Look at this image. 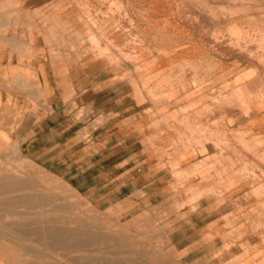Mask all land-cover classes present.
<instances>
[{
  "label": "crops",
  "instance_id": "crops-1",
  "mask_svg": "<svg viewBox=\"0 0 264 264\" xmlns=\"http://www.w3.org/2000/svg\"><path fill=\"white\" fill-rule=\"evenodd\" d=\"M104 5L0 0V141L18 139L33 158L31 140L44 131L63 136L81 126L78 112L102 115L92 130L96 156L128 165L121 176L144 175L149 205L174 211V247L198 242L220 249L225 262L264 264L263 56L232 55L228 47L192 52L195 46L157 44L138 30L128 45L119 16L98 13ZM246 7L252 11L221 24L264 30V0ZM133 23L152 35L153 19ZM91 34L101 48L109 41L131 58L99 54ZM189 51L200 59L198 72L183 68Z\"/></svg>",
  "mask_w": 264,
  "mask_h": 264
},
{
  "label": "rangeland",
  "instance_id": "rangeland-1",
  "mask_svg": "<svg viewBox=\"0 0 264 264\" xmlns=\"http://www.w3.org/2000/svg\"><path fill=\"white\" fill-rule=\"evenodd\" d=\"M99 1L105 5L104 11L98 13L106 17L119 16L120 30L128 45L139 40L137 35L134 36L138 30L143 33L144 38L151 41L154 39L157 44L174 41L195 46L196 48L191 49L192 52L208 50L209 54H222L224 47H228L232 55H244L247 52L252 57L261 55L264 59V30L257 26L248 31L238 27L229 30L222 25L225 21L252 11L250 7L246 10V5H256L258 0ZM85 14L89 19V13ZM209 17L218 22V28L215 25L213 27ZM134 19L138 23L144 22L143 26L153 19L152 35L149 28H134ZM256 22L258 20H255V24ZM88 38L91 48L101 55H110L115 51L125 56V59L131 58L122 48L112 45L108 40L106 46L101 48L98 38L92 34ZM192 52L187 54L188 61L183 68L198 72L201 66L194 63H199L200 59L196 60L197 56H192ZM77 116L81 126L76 130H66L63 136H52L50 131L39 132L45 135L31 140L33 145L29 150L33 158L20 152L18 139L16 142L10 139L0 141V174L9 173L13 178H18L20 183L28 184L26 189L4 194L3 198L16 194L21 197L32 193L35 187H47L48 191L61 193L62 203L69 208L67 211H50L49 205L34 207L30 202H21L20 208L16 207L18 214L10 215L0 210V264L241 263L237 258L225 262L220 249L216 252L213 247L201 249L198 242L186 249L174 247L168 238L173 229L174 211L163 210L155 202L149 205L145 189L142 188L145 184L144 175L135 171L131 175L121 176L119 171L128 165L114 167L108 162L112 158L108 160L105 156H96L92 130L103 123L104 116L89 115L88 110L78 112ZM44 172L55 174L80 193L68 191L65 186L56 188L54 184L55 187L47 185L51 178ZM174 177L178 186L182 187L186 179L184 173H175ZM133 180L134 185L130 184ZM133 186L137 189L132 188ZM73 215L75 219L71 223L60 220L61 217L69 220ZM61 226L78 231L70 236L69 248L61 249L59 243L54 241L56 233L51 237L47 231L50 228L59 230ZM34 229L44 230L39 236V243L34 241ZM78 240L84 242V249L76 247ZM209 242L203 241L202 245H208ZM226 247L227 244L224 245ZM59 253L64 254L63 258L57 255ZM66 259L70 261L65 262Z\"/></svg>",
  "mask_w": 264,
  "mask_h": 264
},
{
  "label": "bare ground",
  "instance_id": "bare-ground-1",
  "mask_svg": "<svg viewBox=\"0 0 264 264\" xmlns=\"http://www.w3.org/2000/svg\"><path fill=\"white\" fill-rule=\"evenodd\" d=\"M44 173L47 174L51 178V181L47 182V185H51V184L53 185L54 184L56 186V188L65 186L68 191L73 190L74 192L76 191L77 193H80L73 186L65 184L64 181L61 180L55 174L53 175V174H50L49 172L48 173L44 172ZM8 174L6 172L4 174H0V210L1 211L8 212V214H10V215L18 214V212L16 211L17 210L16 207L18 208L21 205V202H27V203L30 202V203H32V205L34 207H38L41 205L42 206L43 205H49L50 211H55V210L67 211L69 209V208H67L66 205H64V203H62L61 193L58 192L59 193L58 194L57 192L53 193L52 191H48L47 187L46 188L45 187H38V188L35 187V188H33L32 193H30V194L27 193L21 197L18 194H16L15 196L3 198L2 196H4V194H7V193H10L13 191L17 192V191H20L21 189H26L28 186L27 183H25V182L20 183L18 178H15V177L13 178V175H8ZM41 175H43V174H41ZM38 178L40 179V177H38ZM24 209H25V207H24ZM25 210H28V209H25ZM29 211L30 210H28V212ZM29 213H31V212H29ZM70 217L71 218H69V220H66L65 217H61L60 220L63 223H68V222L71 223V222H73L72 219L73 218L75 219V216L73 215ZM1 227L4 228V226H2V225H1ZM47 231H48V233L50 232L51 237H53L54 233H56V239L54 241L59 243V245H60L59 247L61 249H64L66 247L69 248L70 236H72V233H78V231H75V229L69 230L67 228H63V226H61L59 230L54 229V228H50ZM32 233L34 234V236H36V239H34V241L39 243L38 242L39 236H40V234L44 233V230L34 229L32 231ZM14 235H16V233ZM29 238L32 239L31 236ZM34 247H35V245H34ZM76 247L79 250L84 249V242L81 240H78V244L76 245ZM57 255L62 257V258L64 256L63 253H59ZM1 259H4V258H1ZM22 259H24V258H22ZM64 261L69 262L70 260L66 259Z\"/></svg>",
  "mask_w": 264,
  "mask_h": 264
}]
</instances>
